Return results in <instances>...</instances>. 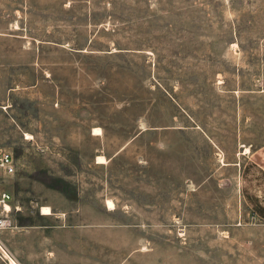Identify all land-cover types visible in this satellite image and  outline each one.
I'll return each instance as SVG.
<instances>
[{
	"label": "rangeland",
	"instance_id": "374dc122",
	"mask_svg": "<svg viewBox=\"0 0 264 264\" xmlns=\"http://www.w3.org/2000/svg\"><path fill=\"white\" fill-rule=\"evenodd\" d=\"M259 150L264 0H0V264H264Z\"/></svg>",
	"mask_w": 264,
	"mask_h": 264
},
{
	"label": "built area",
	"instance_id": "2783aa9c",
	"mask_svg": "<svg viewBox=\"0 0 264 264\" xmlns=\"http://www.w3.org/2000/svg\"><path fill=\"white\" fill-rule=\"evenodd\" d=\"M15 171L16 162L13 154H11L10 152H0V173L12 175L15 173ZM10 199L11 195L7 192H3L0 195V229L11 226L12 224L9 218L10 211L5 208V203L9 202Z\"/></svg>",
	"mask_w": 264,
	"mask_h": 264
},
{
	"label": "crops",
	"instance_id": "0c3cea01",
	"mask_svg": "<svg viewBox=\"0 0 264 264\" xmlns=\"http://www.w3.org/2000/svg\"><path fill=\"white\" fill-rule=\"evenodd\" d=\"M96 134V133H94ZM258 154L260 155V158L257 161H254L257 164V167H259V169L262 171V174L264 175V150H259ZM8 204L11 207L12 210V205L9 202H6L5 205ZM43 207V206H42ZM42 207H41V213H42ZM53 212V211H52ZM43 216H49V215H45L42 213ZM53 215V213L51 214ZM5 229V228H1L0 230ZM35 235V233H34ZM54 236V235H53ZM11 251V253L13 254V256H16V251L11 247L9 249ZM16 258V257H15ZM11 260V264H18L13 258L10 257ZM31 261V260H30Z\"/></svg>",
	"mask_w": 264,
	"mask_h": 264
},
{
	"label": "bare ground",
	"instance_id": "6f19581e",
	"mask_svg": "<svg viewBox=\"0 0 264 264\" xmlns=\"http://www.w3.org/2000/svg\"><path fill=\"white\" fill-rule=\"evenodd\" d=\"M95 131H96V134H99V129H95ZM95 133V132H94ZM30 136L29 135H27V138H29ZM249 150V148L247 147L246 148V151H248ZM246 153V152H245ZM99 160H98V162H100V163H103L104 162V160H103V157H99L98 158ZM108 207H109V209H114L115 208V204L111 201V200H109L108 201ZM5 208L8 210V211H11V207H10V205H8V204H6L5 205ZM42 213L43 214H45V215H51L52 214V210H51V208L49 207V206H43L42 207ZM6 253V252H5Z\"/></svg>",
	"mask_w": 264,
	"mask_h": 264
}]
</instances>
